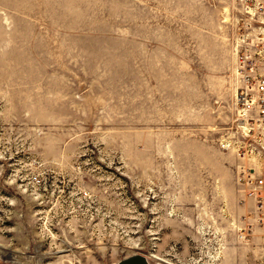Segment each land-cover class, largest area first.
I'll return each mask as SVG.
<instances>
[{
    "label": "rangeland",
    "instance_id": "1",
    "mask_svg": "<svg viewBox=\"0 0 264 264\" xmlns=\"http://www.w3.org/2000/svg\"><path fill=\"white\" fill-rule=\"evenodd\" d=\"M236 0H0V264H264L238 176Z\"/></svg>",
    "mask_w": 264,
    "mask_h": 264
},
{
    "label": "built area",
    "instance_id": "2",
    "mask_svg": "<svg viewBox=\"0 0 264 264\" xmlns=\"http://www.w3.org/2000/svg\"><path fill=\"white\" fill-rule=\"evenodd\" d=\"M233 45L239 87L234 100L238 176L255 203V223L264 227V0H236Z\"/></svg>",
    "mask_w": 264,
    "mask_h": 264
},
{
    "label": "water",
    "instance_id": "3",
    "mask_svg": "<svg viewBox=\"0 0 264 264\" xmlns=\"http://www.w3.org/2000/svg\"><path fill=\"white\" fill-rule=\"evenodd\" d=\"M118 264H150L147 259L141 255H136L128 259H124Z\"/></svg>",
    "mask_w": 264,
    "mask_h": 264
},
{
    "label": "bare ground",
    "instance_id": "4",
    "mask_svg": "<svg viewBox=\"0 0 264 264\" xmlns=\"http://www.w3.org/2000/svg\"><path fill=\"white\" fill-rule=\"evenodd\" d=\"M165 264H167V263H165Z\"/></svg>",
    "mask_w": 264,
    "mask_h": 264
}]
</instances>
